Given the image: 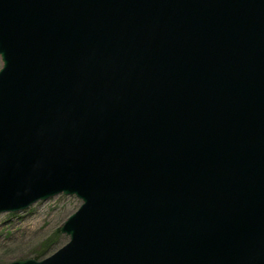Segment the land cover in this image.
I'll return each instance as SVG.
<instances>
[{"label":"water","instance_id":"1","mask_svg":"<svg viewBox=\"0 0 264 264\" xmlns=\"http://www.w3.org/2000/svg\"><path fill=\"white\" fill-rule=\"evenodd\" d=\"M0 214L75 196L9 264H264V0H0Z\"/></svg>","mask_w":264,"mask_h":264},{"label":"rangeland","instance_id":"2","mask_svg":"<svg viewBox=\"0 0 264 264\" xmlns=\"http://www.w3.org/2000/svg\"><path fill=\"white\" fill-rule=\"evenodd\" d=\"M80 205L75 196L58 195L21 213L0 214V264L40 261L55 253L68 242L60 232L63 223Z\"/></svg>","mask_w":264,"mask_h":264},{"label":"bare ground","instance_id":"3","mask_svg":"<svg viewBox=\"0 0 264 264\" xmlns=\"http://www.w3.org/2000/svg\"><path fill=\"white\" fill-rule=\"evenodd\" d=\"M24 211H26V210H24ZM24 211H23V212H24Z\"/></svg>","mask_w":264,"mask_h":264}]
</instances>
